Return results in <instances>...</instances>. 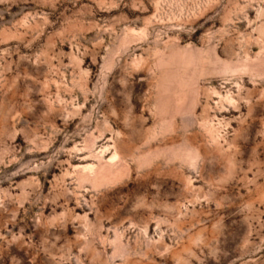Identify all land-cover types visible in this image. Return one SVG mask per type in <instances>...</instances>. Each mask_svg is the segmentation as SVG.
<instances>
[{
	"label": "rangeland",
	"instance_id": "obj_1",
	"mask_svg": "<svg viewBox=\"0 0 264 264\" xmlns=\"http://www.w3.org/2000/svg\"><path fill=\"white\" fill-rule=\"evenodd\" d=\"M0 264H264V0H0Z\"/></svg>",
	"mask_w": 264,
	"mask_h": 264
}]
</instances>
